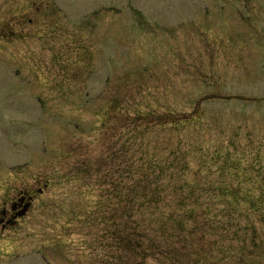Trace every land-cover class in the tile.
<instances>
[{"label": "rangeland", "instance_id": "obj_1", "mask_svg": "<svg viewBox=\"0 0 264 264\" xmlns=\"http://www.w3.org/2000/svg\"><path fill=\"white\" fill-rule=\"evenodd\" d=\"M161 160L188 163L173 209L241 192L239 218L193 234L209 264H264V0H0V210L43 190L0 228V264H146L99 192L171 186L143 172Z\"/></svg>", "mask_w": 264, "mask_h": 264}, {"label": "trees", "instance_id": "obj_2", "mask_svg": "<svg viewBox=\"0 0 264 264\" xmlns=\"http://www.w3.org/2000/svg\"><path fill=\"white\" fill-rule=\"evenodd\" d=\"M177 161H154L144 166L146 170L143 172L150 173V169L157 170V176L162 178L163 183H172L171 186H163L156 191H151L148 188L149 183L146 182V178L144 179L138 175L137 178L134 177V180L130 184L123 185L125 190L123 189L124 199L121 204L118 203H120L122 191L117 193L118 186L115 190L113 189L115 203L113 202V194L111 195L112 188L101 190L99 192L101 195L99 196V200L101 201V205H105V207L99 205L97 206V211L103 218L106 231H109L108 228H114L116 225V233L112 235L117 237L115 239L117 242L120 236L118 231L123 228V220L127 219L129 221L128 228L131 231L130 245L123 248L133 256H140V259L144 260L146 264H148V261H153L157 264H209L211 261L209 257L210 252L205 253V250H203L206 244L199 246L194 244V232L199 230L204 232V227L216 228L211 224L209 225L208 221H204L205 218H211L214 213L220 218L222 216L229 217L230 219L239 218L242 215L240 206L245 201L240 197L241 192L236 189L216 187L199 191L188 188L187 193L180 200L184 206V211L179 208L173 209L171 207L172 204L164 199L165 195L170 193L167 192L170 188H173L176 193L182 191L179 189L181 187L175 186V183L180 182L182 178H179V176L185 177L188 170L187 162L173 164ZM141 166L142 164L138 168ZM219 174L222 176L223 172L219 171ZM181 182L184 183L186 181L182 180ZM108 185L110 186L111 184ZM127 198L129 199L128 203H126ZM163 203L166 204L162 205ZM127 205H130L129 211L126 208ZM117 207L121 209V212L116 213L115 218L112 217V220L109 217V213L112 210H116L117 212ZM154 215H158V217L152 219ZM136 216H139V219H136ZM198 217L203 218L200 223H196V218ZM138 225L142 228H137ZM238 229L235 237H237V233L242 227ZM124 243L125 239L123 240ZM107 246L111 247L110 244ZM194 248L197 249L199 255L192 256V259L186 258L185 254L191 253ZM220 253L223 255L227 252H217V254ZM220 260H214V262L219 264L221 263Z\"/></svg>", "mask_w": 264, "mask_h": 264}, {"label": "flooded vegetation", "instance_id": "obj_3", "mask_svg": "<svg viewBox=\"0 0 264 264\" xmlns=\"http://www.w3.org/2000/svg\"><path fill=\"white\" fill-rule=\"evenodd\" d=\"M44 186L46 185L44 184ZM26 189L24 190L22 189V191L19 192V194L16 195L13 198V200L10 199L7 202L4 201L3 207L0 210V228H4L5 225L11 227V225H13L17 221V219L22 218L23 210L25 208L27 209V207L30 204L32 205V201L34 200V194H33L34 191L38 193L42 192V190L40 189H32V188H26ZM27 192L28 194L25 195L26 197H22L23 193H27Z\"/></svg>", "mask_w": 264, "mask_h": 264}]
</instances>
